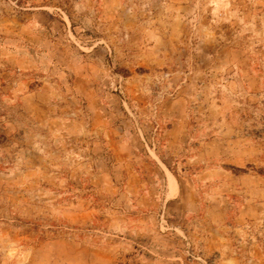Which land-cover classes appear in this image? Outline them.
<instances>
[{
  "label": "rangeland",
  "instance_id": "1",
  "mask_svg": "<svg viewBox=\"0 0 264 264\" xmlns=\"http://www.w3.org/2000/svg\"><path fill=\"white\" fill-rule=\"evenodd\" d=\"M0 264H264V0H0Z\"/></svg>",
  "mask_w": 264,
  "mask_h": 264
}]
</instances>
